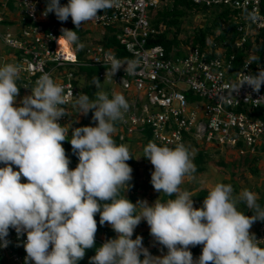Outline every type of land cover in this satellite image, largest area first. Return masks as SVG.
Wrapping results in <instances>:
<instances>
[{"label": "clouds", "instance_id": "obj_1", "mask_svg": "<svg viewBox=\"0 0 264 264\" xmlns=\"http://www.w3.org/2000/svg\"><path fill=\"white\" fill-rule=\"evenodd\" d=\"M119 6V0H47L43 15L54 13L61 22L71 17L79 29L102 11ZM249 18L255 19L254 15ZM63 38L78 44L77 31L61 29ZM113 77L123 66L128 74L139 65L137 60L121 63L109 55ZM22 67L14 63L0 66V248L8 246L9 230L26 235L25 264H78L86 250L95 247L99 225L108 224L116 238L107 239L95 249L90 264H264V247L250 232L256 221H264V207L258 194L249 189L235 193L231 184L216 183L207 190L200 208L194 207L193 194L181 185L194 179L196 165L184 143L175 147L158 146L149 141L144 158L153 166L151 185L168 197L134 204L125 193L132 186L133 169L129 146L117 144L114 134L129 104L122 93L97 91L95 99L80 94L74 101L79 113L93 112L95 126L59 123L68 115L64 86L49 74L41 75L19 105L17 81ZM106 75V73H105ZM259 92L264 85V68L246 74L231 86ZM100 87L99 80L96 81ZM16 105V106H14ZM70 142L78 164L71 163L62 146ZM18 168L14 170V167ZM26 182H21V178ZM243 203L252 215L238 210ZM146 221L150 235L167 249L155 256L143 245V237L133 239L136 227ZM202 246L198 258L190 247ZM141 257H143L141 259Z\"/></svg>", "mask_w": 264, "mask_h": 264}, {"label": "built area", "instance_id": "obj_2", "mask_svg": "<svg viewBox=\"0 0 264 264\" xmlns=\"http://www.w3.org/2000/svg\"><path fill=\"white\" fill-rule=\"evenodd\" d=\"M187 1L201 8H229L227 22L233 25L234 36L227 32L222 40L214 41L216 34H211L206 39L211 47L203 48L190 43L184 46L177 39L165 50L152 43L165 28L156 26L153 17L158 10L172 7L173 0H119V6L81 25L88 34L91 32L88 38L94 31L101 34L89 43H80V48L56 34L62 26H69L71 17L61 24L52 13L45 17L44 0H0V43L12 51L8 56L12 60L3 58L2 63L22 67L21 85L27 95L43 74L62 84L66 99L62 107L68 115L59 123L68 126L74 101L81 94L74 84L80 78L74 76L72 67L78 64L77 55L82 51L81 65L102 68L98 78L110 98L119 92L128 101L129 108L116 126L120 140L135 137L141 141L143 131L149 130L152 141L160 146L215 145L230 149L238 157L258 158L264 155V85L258 93L247 85L238 93L232 92L231 86L244 75L264 68V63L256 60L254 48L264 32V0ZM251 15L255 19L249 18ZM59 38L66 41L67 51L58 47ZM233 50L240 53L239 58ZM110 54L121 63L137 60L139 65L131 74L122 66L112 77L107 73ZM69 159V167L74 169L78 159ZM21 182L26 179L22 177ZM250 232L264 240V221H256ZM26 239V235L18 237L14 229L9 230L8 246L0 248L3 264H25ZM106 240L96 233L95 247L88 256L86 253L82 264H90L95 249ZM259 246L264 247V241ZM201 252L202 246L194 259Z\"/></svg>", "mask_w": 264, "mask_h": 264}, {"label": "rangeland", "instance_id": "obj_3", "mask_svg": "<svg viewBox=\"0 0 264 264\" xmlns=\"http://www.w3.org/2000/svg\"><path fill=\"white\" fill-rule=\"evenodd\" d=\"M197 8L198 9L188 12L184 11L185 13H174L175 23L172 24V28H177L179 30L177 38L184 46H187L189 39L194 35L193 33L196 34L199 32L198 29L200 27H204V25L208 23L214 28L213 22L211 21L214 15H210L208 12L205 13L201 7ZM226 24L227 22H221L217 29L221 31L226 26H229V29L233 28L231 24ZM227 32L228 31L224 30L222 34L225 35ZM90 34H88V36ZM100 34L101 32L94 31L90 38L86 37V43H89L90 40ZM212 34H214V32ZM168 36L170 37L171 33ZM198 45L200 48L205 46L211 47L207 40L200 41ZM9 55H12V51L0 43V64L4 65L8 63H2L3 58H7L11 61L12 58L8 57ZM21 84L19 81L18 86H20V88L19 96L16 97V105H19L21 99L24 96H27V92L22 88ZM100 90L106 92L103 86H101ZM72 114L73 118H71L68 122V126H71L69 129V134H71L72 128L94 126L92 117L79 113L77 108ZM116 129L117 131L114 134V137L118 135V128L116 127ZM123 144L129 146L130 153L133 158L127 161V163L133 169V179L130 182L132 186L127 191L128 199L134 204L137 200H147L149 205H151L157 198H160L162 202H166V195L163 193H157L150 183L151 173L154 169L151 162L144 158L143 150L145 146H143L142 142L135 137L128 138ZM199 150L205 152L207 155L203 165L204 171L200 173L195 172L194 179L189 180L186 178L184 183L181 185L182 189H187L192 192L194 196V207L200 208L202 206V203L198 205L195 201V197L197 196L198 192L203 189L208 190L210 187H213L219 182L231 184L235 193H239L243 189H249L252 192L258 194V198L264 201V155H260L258 158H256L257 160L254 162V164H249L245 163L242 159H239V157L236 156L234 152H229L225 148L215 147V145H209L208 147L199 146L195 149L192 148L191 153L193 158L196 152ZM237 207H239V205ZM137 235L143 237V245L144 247L150 248L152 250V255L161 256L166 254L167 249L156 242L150 235V229L146 221H141V223L136 227L132 238L135 239Z\"/></svg>", "mask_w": 264, "mask_h": 264}, {"label": "trees", "instance_id": "obj_4", "mask_svg": "<svg viewBox=\"0 0 264 264\" xmlns=\"http://www.w3.org/2000/svg\"><path fill=\"white\" fill-rule=\"evenodd\" d=\"M46 2L47 0H44L43 4L46 7ZM61 5H65L68 3V0H60ZM198 6L193 5L190 1L187 0H173V6L172 7H164L162 8L160 11H157L156 14L153 17V23H155L156 26H161V27H165L164 28V32L160 35H158V37L152 41L153 44H160L162 45L165 50H169L171 49L172 45L177 43V36L179 33V30L177 28H172L173 25L175 23V17H174V13L177 12H182L185 13L184 11H192L197 8ZM182 8V9H180ZM203 11L205 13H209L210 15H214L213 19L211 20L213 22V26L214 28L209 25L208 23L204 25V27H200L198 29L199 32H197L196 34L193 33L194 35L189 39V43L192 46L197 45L200 41H204L206 39H208L209 35H211L213 32L214 34H216V38L214 39V41L217 40H222L224 38V35L222 34L224 30L228 31L229 36H234L233 32H234V28L229 29V26L224 27L221 30V33L218 32L219 29L218 25H220L221 22H227V20H229L230 18V9L226 8L224 6H215V7H211V8H202ZM53 14V19L56 20V22H58L59 24H61L62 22L59 21L55 14ZM5 24H10L9 22H5ZM67 24V23H65ZM69 26L64 27L62 26L57 32L56 34L59 36H63L61 29L66 28L69 30H73V31H77L78 37H79V41L78 44L83 43V42H87L86 40V35L89 33L87 30L82 29V26H80L79 29H76L75 25H73L72 22H68ZM226 25H230L227 24ZM233 26V25H232ZM172 28V29H171ZM197 31V30H196ZM171 33V36L168 37V34ZM227 34V33H226ZM225 34V35H226ZM206 36V38H205ZM261 38L260 40H256V46L255 48V52H256V60L258 62L264 63V32H262L259 35ZM204 38V39H202ZM75 45V44H74ZM235 51V50H233ZM228 52V51H227ZM237 53V51H235ZM119 55H123V52L119 51ZM238 58L240 57V53H237ZM77 65H73L74 67H72L73 74L74 76H77V78H80L79 81L74 82L75 85H78V88L80 90L81 94H87L91 99H95V93L97 91H100L101 88V82L100 79L98 78V74L99 72L102 70L101 67H92L89 65H81L80 63H83L82 59V51L78 52L77 55ZM97 79L99 80L100 83V87L97 88L96 86V81ZM20 81V84L22 82V78L20 77V79L17 81ZM76 109V108H75ZM87 116L92 117L93 116V112L89 111V113L87 114ZM94 122V126H95ZM116 126L118 127V123H116ZM71 137V134H69V139ZM128 138H125L124 140H120L119 139V135L114 137L115 142L119 145V144H123ZM149 141L151 140V135H150V131L149 130H144L143 131V137L141 139L142 145L146 146ZM153 142V141H152ZM158 145V144H157ZM62 146L64 147V149L66 150V154L69 157H72L73 159H78L76 155L73 154L72 152V147L70 142H68L67 140L65 142H63ZM160 146V145H158ZM191 151V149H195L196 146L195 145H187ZM229 152H232L230 149H226ZM207 157L206 153L203 151H197L194 158H193V162L196 165V172L200 173L202 171H204V161L205 158ZM239 159H242L245 163H249V164H254V162L257 160L256 158H252L250 159L249 157H244V156H239ZM125 195L127 196V192L125 193ZM207 195V190H201L198 192L197 196L195 197V201L196 204H201L203 202V199L205 198V196ZM128 198V197H127ZM167 199L170 198H174L173 197H168L166 196ZM258 203L261 205V207H264V201L261 199H258ZM238 210L244 212L245 215H252V213L250 212V210L246 207L245 204L240 203ZM97 220V224H98V231L97 233H99L101 236L109 239V238H116V233L112 230L111 226L108 224H105L103 226L99 225V214H96V216L94 217ZM262 247V246H260ZM151 254L152 250L150 248H147ZM201 246H196V247H190V251L192 252L193 255H195L198 251H200ZM92 249H88L86 250L87 256L91 253ZM143 257H141L142 259ZM79 263H83L82 260L79 261ZM0 264H3L2 261L0 260Z\"/></svg>", "mask_w": 264, "mask_h": 264}, {"label": "bare ground", "instance_id": "obj_5", "mask_svg": "<svg viewBox=\"0 0 264 264\" xmlns=\"http://www.w3.org/2000/svg\"><path fill=\"white\" fill-rule=\"evenodd\" d=\"M57 44L61 50L67 51L66 41L63 38H59Z\"/></svg>", "mask_w": 264, "mask_h": 264}]
</instances>
